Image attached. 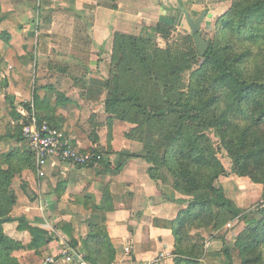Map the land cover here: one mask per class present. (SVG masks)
Segmentation results:
<instances>
[{
	"label": "trees",
	"instance_id": "obj_1",
	"mask_svg": "<svg viewBox=\"0 0 264 264\" xmlns=\"http://www.w3.org/2000/svg\"><path fill=\"white\" fill-rule=\"evenodd\" d=\"M227 1L228 10L214 21L211 38H206L209 50L204 58L192 34L175 32L163 23L154 26L155 38L115 27L109 44L111 62L104 78V107L110 124L120 122L125 137L141 144L144 155L135 157L149 163L152 179L164 183L171 180L173 188L189 198L188 207L171 222L175 264H201L205 242L227 224H232L233 230L243 224L232 247L224 248L228 263L233 264L236 257L241 264H264V0ZM98 2L100 14L105 8L119 12L120 0ZM71 6L58 0L51 5L42 2L37 8L41 19L37 20L38 29L49 38L41 39L36 54L42 75L36 79V86L44 88L43 82L50 78L43 74L48 76L51 71H56L59 81L66 78L84 86L95 74L92 33L90 43L70 33L77 25L70 17ZM182 6L185 4L179 3V8ZM3 9L0 1V15ZM67 11V16L58 17V12ZM63 28L69 29V35L60 37L57 29ZM9 36L5 30L0 32L4 42ZM86 44L91 49L81 52L78 46ZM98 61L97 57V65ZM46 87H51L56 102L67 95L53 85ZM34 102L37 106V95ZM26 107L31 115L30 107ZM11 115L17 123L13 137L26 141L22 129L27 118L15 110ZM221 152L231 162L229 172L219 158ZM90 153L94 159L86 167L106 163L103 152ZM122 165L118 162L116 171ZM35 169L30 150L0 152V264H20L16 253L26 250L40 255V250L56 240L48 231L11 215L17 203L14 180ZM232 176L262 186V201L257 207L240 209L227 197L219 181ZM90 209L91 231L84 240L83 259L88 264H111L115 250L110 239L100 234L99 209L93 204ZM14 222L19 231L30 234L29 244L5 233L4 225ZM69 228L66 224L58 226L68 233L67 245L76 250L78 242Z\"/></svg>",
	"mask_w": 264,
	"mask_h": 264
},
{
	"label": "crops",
	"instance_id": "obj_2",
	"mask_svg": "<svg viewBox=\"0 0 264 264\" xmlns=\"http://www.w3.org/2000/svg\"><path fill=\"white\" fill-rule=\"evenodd\" d=\"M155 1V7L160 8L156 14L158 19L140 27L137 35L141 37L155 38L154 26L158 23L172 26L175 32H188L189 25L179 3L185 4L184 8L194 20L206 12L202 33L204 29L210 30L214 21L230 6L227 0L217 3L212 0H170L173 4L163 8L162 2ZM37 5L30 0H17L14 5L4 6L0 18L1 27L10 35L7 42L0 40V136L3 137L0 152L17 148L22 153L29 150L27 141L19 142L13 137L17 123L11 115L15 110L18 116L27 118L30 114L26 106H29L31 114L63 130L75 148L83 152H103L106 163L80 167L52 158L44 178H39L37 169L26 170L16 177L13 188L17 203L12 217L21 218L56 237L40 250V255L26 250L16 253L20 264H45L48 258L57 256L65 242H69L68 233L58 229L60 224L70 226L71 234L78 242L74 251L83 255L84 240L91 231L92 204L99 209L100 234L110 239L115 250L111 264H175L171 222L188 207L189 198L178 193L171 180L164 183L152 179L149 163L142 157H135L144 155L141 144L136 145L118 131L120 122L110 124L104 102H100V89L93 85L98 83L95 80L97 73L91 76L88 84L79 86L66 78L59 81L56 71H51L48 76L43 74L50 78L44 88L36 86L41 73L36 54L31 52L36 29L31 19ZM111 12L110 18L93 26V30H100L101 35L98 38L95 31L92 33L97 47L100 43L103 48L108 45L113 28L124 27V23L116 18L118 12ZM46 85H53L56 91L67 95L56 102L49 91L51 87L48 89ZM36 95L39 97L37 106ZM118 162L123 164L120 171H116ZM219 183L240 209H249L262 201V186L249 179L232 176L221 178ZM4 230L24 245L31 242L30 234L19 231L17 222L5 224ZM231 235L223 229L207 240L211 244L204 248L206 253L201 264H229L224 248L231 247ZM233 264L241 262L234 257Z\"/></svg>",
	"mask_w": 264,
	"mask_h": 264
},
{
	"label": "rangeland",
	"instance_id": "obj_3",
	"mask_svg": "<svg viewBox=\"0 0 264 264\" xmlns=\"http://www.w3.org/2000/svg\"><path fill=\"white\" fill-rule=\"evenodd\" d=\"M3 7L6 4H15L17 3V0H0ZM29 1V0H28ZM56 1L58 0H30V3H37L38 7L40 4H42V2H45L47 5H51L52 3H56ZM61 3H67V4H71V13L70 11L67 12H58L57 15L58 17L61 19L64 16H67L69 13L71 14L70 17L71 19L73 18V20H76V24L75 27H73V29L70 30L73 32V36H79L82 37L84 39V41L86 43H90V36L91 33H94L95 31V36L96 37H100V30H93V22L95 23H100L101 18L102 19H107L110 18V14L112 13L110 9H106L104 10V12L102 14H100V6H99V0H59ZM160 2H162L163 8L164 7H169L170 5H172L173 3L170 2V0H159ZM156 1L155 0H120L119 3V7H118V13H117V19L121 20L124 23V29L125 31H127L130 34H137V31L140 29V27H142V25H146V24H153L155 18L158 19V16L156 17V14H158L160 8L155 7L156 6ZM81 8L82 10L80 11L78 9V7ZM184 8V7H182ZM181 8V10H182ZM4 11V9H3ZM37 8L35 10V13L32 14V19L34 20V28L35 29V33L33 35V45L31 48V52L32 54H38L39 53V49L41 48V39H47L49 37L46 38V36H44V33H42L38 27H39V22L41 19L38 17V13L36 12ZM4 12L1 13V16L3 15ZM79 13L82 14L81 17L79 16ZM39 18V20H38ZM36 20V22H35ZM38 20V21H37ZM109 20V19H108ZM107 20V21H108ZM188 32H191L190 27L188 26L187 28ZM4 29L1 27L0 25V32H2ZM58 31H60V37L62 36H66L69 35V29H57ZM122 30V31H123ZM110 32H112V30H109ZM109 33V32H108ZM113 33V32H112ZM205 38H211V29H204L203 33ZM112 39V37L110 38ZM110 43H108V45H106L105 48H103L102 44L100 43V46L94 47V57L91 61V64L93 65V72L97 73V77L95 78V80H97V84H93L96 85L98 89H100V102H105L106 99V90L104 89V78L107 75L108 76V69H109V65L111 62V48L110 45L111 44V40L109 41ZM1 46V44H0ZM79 50L81 52H85V51H89L91 49V46L89 44H86V46L84 47H79ZM104 49V50H103ZM78 51V50H77ZM74 54H78V53H74ZM100 54V55H99ZM100 56L99 61H98V65H97V57ZM42 76V75H41ZM49 81V80H48ZM43 84H45V81L43 82ZM79 86H83V82H78ZM69 87V83L67 82V88ZM80 94V93H79ZM83 95V93H81ZM105 94V96H104ZM118 131H120L121 133L124 131V128L122 125L121 127H117ZM148 143H151L152 140L147 138ZM136 145L138 144L137 141H133ZM144 145V144H143ZM219 158L221 159L223 165L225 166V169L229 172L230 170V166H231V162L230 160L227 158V155L225 152H221L219 155ZM252 187H250L251 189ZM261 203V201L257 202L256 204H254L250 209H253L254 207H257L259 204ZM229 223H234V221H231ZM226 228V227H225ZM224 228V229H225ZM243 229V224L239 225V228H237V230H233V234L231 235V247L235 242V237L236 235H238L239 231H241ZM222 231V230H221ZM212 238V237H211ZM210 239V238H209ZM208 239V240H209Z\"/></svg>",
	"mask_w": 264,
	"mask_h": 264
},
{
	"label": "built area",
	"instance_id": "obj_4",
	"mask_svg": "<svg viewBox=\"0 0 264 264\" xmlns=\"http://www.w3.org/2000/svg\"><path fill=\"white\" fill-rule=\"evenodd\" d=\"M28 122L23 126V137L28 143L29 150L33 155L35 167L39 178L46 176V167L52 158L63 162H70L76 166L86 167L94 159L90 152H83L75 148L66 136V133L53 126L46 120H40L32 113L27 117ZM233 234V225L227 224L225 228ZM211 242L207 241L208 248ZM45 264H86L83 255L71 249L65 242L63 249L55 256L48 258Z\"/></svg>",
	"mask_w": 264,
	"mask_h": 264
},
{
	"label": "water",
	"instance_id": "obj_5",
	"mask_svg": "<svg viewBox=\"0 0 264 264\" xmlns=\"http://www.w3.org/2000/svg\"><path fill=\"white\" fill-rule=\"evenodd\" d=\"M181 11L184 13L187 23L191 29V34L195 38V44L198 52L200 56L204 58L209 50L208 41L204 38L201 32V25L206 17V12H203L199 19L194 20L186 8H182Z\"/></svg>",
	"mask_w": 264,
	"mask_h": 264
}]
</instances>
